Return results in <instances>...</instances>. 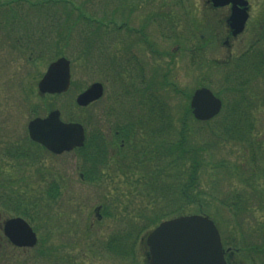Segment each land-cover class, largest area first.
Here are the masks:
<instances>
[{
	"label": "rangeland",
	"instance_id": "1",
	"mask_svg": "<svg viewBox=\"0 0 264 264\" xmlns=\"http://www.w3.org/2000/svg\"><path fill=\"white\" fill-rule=\"evenodd\" d=\"M182 1L183 7L181 10H175L172 25H168L170 22L167 24L162 19L149 22L143 29L149 34L148 39L152 43V50H154L152 53L150 47H145L144 43L136 40L134 48L122 56L124 48L120 44L115 47L118 39L112 47L115 48V56L119 57V60L122 57L121 62L115 66L107 62L108 65H105L101 73L98 60L95 62L92 60V65L88 70L82 68L81 64L73 63L71 81L74 84L71 85L67 95L61 97L49 95L40 97L37 95L36 81L46 68L47 53L43 54V57L37 59L36 62L28 63L30 51L24 53L20 49H10L5 41L6 36L0 34V225L5 218L17 215L3 204L11 196L24 197L27 202H41L40 212L42 213L41 218H43L36 223L38 242L33 248H16L7 243L0 229V264H52V258L55 256L63 258L61 261H64L65 264H131V261L121 260L106 251L98 252V250L93 254L91 253L94 251L92 245H101L99 242L103 238H106L117 228L126 226L133 217L132 214L137 213L136 206L125 207L124 205L129 197L127 199L120 195H124L126 186L120 183L123 179L118 173L116 165L111 163L108 169L103 170L105 171L103 172L104 176L99 181L91 183L84 182L79 177V171L74 168L76 154L73 152L54 155L39 152L34 148L31 159L25 162L22 159L9 160L4 155V149L10 146L22 149V144H24L27 135L26 124L31 118L30 112L32 110H36L40 116H43L49 108H59L58 102H60L62 110L69 115L71 112L74 113L70 116L81 122V114L78 115V110L74 109L75 107L71 108L70 105L76 93L94 81L105 83L106 87L112 90L96 103L89 105L86 112L81 113L83 116L86 114L94 116V118L98 117L99 128L102 131L107 132L115 126L116 121L109 113L111 105L115 113L131 104L132 110L135 108V113L139 107H144V111L149 114V100L138 95L144 85L136 79L137 74H133L135 71L134 64L137 62H141L138 66L143 77L149 76L146 64H150V66L155 64L157 69L154 68V72L160 68L157 73L164 75L166 82L162 81L164 89L159 87V95L162 100L166 101L168 93L169 102L173 105L178 104L174 108L180 107L182 109L187 102L185 93L191 94L195 88L200 86L208 85L214 91L221 93V90L218 89L222 77L221 72H217L207 61L200 63V58L192 66L188 51L186 53L177 51L179 48L176 49L175 38L182 39L181 45L189 49L191 46H188L187 36L194 37L193 34L198 36L203 34L207 38L204 43V57L208 61L213 59L222 63L220 61L226 59L228 52L232 51V55L237 54L248 48L255 39L264 34V0H249L252 7L246 28L236 39H230L227 44L224 42L226 29L223 22L227 15L226 7L212 8L204 4V0ZM20 4L26 12V16H34L31 12L35 10L34 8H29L25 1H20ZM139 10L141 12L132 13L129 25L132 26L133 30L138 28L139 30L136 32L140 34L141 27L139 28V25L143 24L142 14H147L149 9ZM60 11L61 6H53L52 9L48 10L47 16L51 20H54V17H62ZM34 13L37 12L34 11ZM42 23L45 35L53 36L54 33L49 32L51 24H48V20L44 18ZM151 35H154L153 39ZM138 36L136 35V37ZM261 48L263 50L264 45ZM129 54L133 55L129 56ZM106 61L107 59L105 63ZM161 69L163 70L161 71ZM121 75L125 77H121ZM154 79H157V74H154ZM122 84L132 88L131 100L125 96L120 97ZM172 85H174L175 91L171 90ZM253 85L255 92L264 90V78L254 82ZM168 88L176 94L169 92ZM178 89L182 94H178ZM144 94L147 96L146 92ZM248 119V123L253 122L251 126L254 129L255 138L264 145L263 102H256L255 110L253 114L249 111ZM194 127L201 130V140L205 142L224 139L219 138L222 134L218 137L221 124H203L194 125ZM235 144L229 139L219 142L209 156L211 160L219 163V167L215 168L211 179L204 178L205 185L207 187L211 184L216 190H219L218 194L214 193L218 198L217 202H214L220 208H222L220 205L221 198L226 199L233 193L239 192L238 188H241L243 178L247 176V174L236 175L235 171H232V165L238 168L240 166L250 168L246 161H243L245 164L242 162L243 150L240 148V144L237 142ZM30 148L32 149V147ZM90 148L88 149L90 150ZM82 160L87 163L88 159L83 155ZM227 168L229 170H226ZM51 181H56L59 186V194L56 199L44 195L45 190L43 188ZM247 190H249L250 199L244 203L245 206H242V211H239L238 215L235 216L240 217L241 220H235L229 210L224 208L219 210L217 206L213 212L218 211L213 218L217 219V223L223 230L222 233L229 240L236 236V224L244 222L242 228L254 235V240L256 238L261 242L258 238L264 237V202H259V192L251 195L254 191L249 188ZM99 203L110 204V211L116 213L117 218L104 215V217L96 219L94 209ZM99 210L102 213V209ZM238 237L235 238L239 239ZM93 240H96L97 243L92 242ZM39 253L41 256H38ZM134 256L137 261L142 259L141 246L135 247Z\"/></svg>",
	"mask_w": 264,
	"mask_h": 264
},
{
	"label": "trees",
	"instance_id": "2",
	"mask_svg": "<svg viewBox=\"0 0 264 264\" xmlns=\"http://www.w3.org/2000/svg\"><path fill=\"white\" fill-rule=\"evenodd\" d=\"M20 1H25L29 8L35 9L31 11L33 17L26 16ZM182 4V0H0V34L6 36L5 41L10 49H20L24 53L30 51L28 63L36 62L45 53L48 55L45 59L47 62L65 55L70 58L72 67L73 63L81 64L85 70L92 65V60L93 62L98 60L101 73L105 65H108L107 62L112 66L121 62L122 57L119 60V57L115 56V48L112 47L116 40L119 39L115 47L120 44L124 48L122 56L134 47L135 40L132 37L137 38L136 32L129 25L132 13L147 8L149 9L147 14H151L153 21L164 19L166 23L170 22L168 25H172L175 18L173 7H181ZM53 6H61L62 17H54V20H51L47 16L48 10ZM44 18L51 24L49 32L54 33L53 36L45 35L42 23ZM33 19L35 20L32 22ZM193 35L195 44L191 43V36L187 39L195 45L193 48L199 49L207 38L203 34ZM257 43L260 47L251 55L253 68L249 73L242 72L241 69L243 62H246L245 56L251 49L228 62V65L230 63L233 67L223 72L226 88L235 92L234 97L225 101L223 117L226 118V122L220 123L221 131L218 134V137L224 134L219 137L224 139L211 142L201 140V130L194 127L196 123L201 122L192 117L188 105L176 109L170 102L162 100L152 86L151 79L146 86L145 81L143 82L144 87L138 93L140 97L149 100V114L144 111V107H139L135 113V108L132 110L131 104L121 108L117 113L111 106L109 113L116 123L111 130L112 135H108L107 138L99 128L98 117L85 118L86 124L91 125L92 130L79 149L82 152L81 158L83 155L88 157L87 164L81 161L79 166L83 179L90 182L99 181L104 176V169H108L111 163L116 165L123 179L120 183L126 186L124 195H120L127 199L129 197L124 205L136 206L137 210L126 226L123 225L103 238L99 242L101 245L96 244L94 249H98L99 252L106 251L121 260L127 259L131 264H141L145 252L141 237L148 228L160 220L193 212L206 213L213 218L218 211L213 212L217 206L214 201L218 200L214 193L218 194L219 190L211 184L206 187L204 178L211 179L213 171L219 167V163L211 160L209 156L219 142L228 139L234 144L235 142L240 144L243 150L242 162L246 161L250 168L232 165V171H235L236 175L247 176L243 178L242 186L238 188L239 192L226 199L221 198L222 208L219 205L217 207L219 210L224 208L242 211V206L250 199L248 188L254 191L251 195L259 192V202H263L264 145L254 136V129L251 126L253 122H247L249 111L253 114L256 102L264 101L261 91L252 90L253 83L264 78V49L261 48L264 39ZM122 74L125 75L124 72ZM124 75L121 77H125ZM122 90L123 96L131 100L132 88L122 84ZM208 122L203 123L205 125ZM113 137L118 144L122 140V146L118 144L116 146ZM23 154L24 152L13 146L4 149V155L8 159H12L13 155ZM45 193L48 197L55 198L59 194V186L51 183ZM40 203L27 202L21 196H11L3 204L13 213L23 216L37 229V221L43 219ZM107 206L109 209L110 204ZM104 214L112 215L109 210ZM113 217L117 218V214L114 213ZM239 232L242 238L236 241L241 244L233 247L240 248L229 251L226 260L229 262L234 258V254L240 252L239 259L251 260L253 263L264 262V247L256 246L264 243V239L261 242L256 238L254 240V236L246 235L242 231V226ZM92 242L97 243L96 240ZM138 244L143 252L139 261L135 260L134 256L135 247H140Z\"/></svg>",
	"mask_w": 264,
	"mask_h": 264
},
{
	"label": "water",
	"instance_id": "3",
	"mask_svg": "<svg viewBox=\"0 0 264 264\" xmlns=\"http://www.w3.org/2000/svg\"><path fill=\"white\" fill-rule=\"evenodd\" d=\"M211 1L214 5L232 3L229 25L233 34L242 30L247 17L245 0ZM69 82V60L62 56L47 65L37 88L40 94L61 93L67 90ZM101 93L102 85L94 82L77 94L75 100L85 106ZM190 107L196 118L207 119L218 112L220 100L209 89L201 87L193 92ZM27 128L32 140L55 153L80 146L84 137L82 126L76 122H62L58 110L50 111L44 118H33ZM3 225L4 234L15 245L32 246L36 242L35 233L22 218H9ZM145 244L146 264H226L218 230L205 215H181L164 220L149 231Z\"/></svg>",
	"mask_w": 264,
	"mask_h": 264
}]
</instances>
